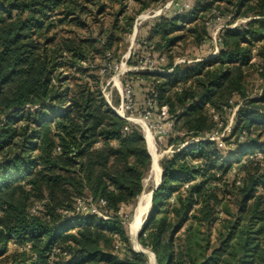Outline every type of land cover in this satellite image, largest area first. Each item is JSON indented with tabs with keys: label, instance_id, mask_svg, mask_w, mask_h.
<instances>
[{
	"label": "trees",
	"instance_id": "trees-1",
	"mask_svg": "<svg viewBox=\"0 0 264 264\" xmlns=\"http://www.w3.org/2000/svg\"><path fill=\"white\" fill-rule=\"evenodd\" d=\"M167 1L0 0V264H149L120 210L142 193L151 155L102 87L136 17ZM216 18L245 22L223 29L216 56L177 63ZM136 45L163 58L162 72L129 75L156 93L151 118L167 108L174 150L139 245L156 264H264V0H190ZM235 107L230 131L209 139Z\"/></svg>",
	"mask_w": 264,
	"mask_h": 264
},
{
	"label": "rangeland",
	"instance_id": "rangeland-1",
	"mask_svg": "<svg viewBox=\"0 0 264 264\" xmlns=\"http://www.w3.org/2000/svg\"><path fill=\"white\" fill-rule=\"evenodd\" d=\"M189 3L190 0H169L162 6L150 8L147 11L139 14L134 21V24H136V31L134 32L133 29L132 32L126 38L125 50L121 53V57L119 61L117 63H113L107 66L108 71H110L111 74L108 77L106 83L102 87L107 99L111 102L112 106L117 110H120L121 94L123 93V91L126 88H129L131 90V106H129V108H126L125 104L123 105L124 116L128 118L129 122L137 125L140 128L144 138H145V133L143 131V128L140 126L138 122H136V119H142L145 122L153 138V143H154L153 149L154 152L156 153L158 164L163 156L165 155L169 156L174 151L172 147L167 146L168 136L171 134L170 132H172V123L169 126L168 121L162 120L160 118H145L143 116L144 103H145L148 86L145 83V81L141 79H137L136 76L129 75V73L139 70H145L147 67H150L151 69L158 67L154 65H157L158 63H160V61L156 60L155 58L154 59L149 58L148 56H144V58H142L143 53L139 51L137 48H135L137 46L136 43L138 39L141 40L147 35L149 27L153 24L154 20L158 16L168 14L171 12L173 13L179 12L184 8H188L186 7V5H189ZM243 22H245V20H238L228 25L227 20L223 18H216L214 20L208 21L207 22L208 37L204 41V43L200 46H194L193 44H190L188 42H183L182 44L183 56L177 58L176 62L190 63L193 60L197 61L203 59L202 61H205L209 59L210 56L216 51V46L218 47V49L220 47L217 38L220 37L223 29L234 28ZM130 55H134V60L132 61L137 62V64L130 63L128 61ZM136 55H138V57H136ZM180 60H184V61H180ZM101 73H105V71L102 69ZM247 84H248V89L253 96H257L260 93L261 90L260 80L257 73L254 70L248 71ZM116 101L117 103H115ZM232 117L233 115L231 112L227 116L228 119L225 127L231 128ZM219 127H222L221 122H219ZM223 130H218V133L217 132L214 133L215 134L214 138L220 139L224 134L226 135L228 133L227 131L223 133ZM222 146L226 153H233L234 149H236L234 148L235 146H227V145L225 146V144L223 143ZM150 171L151 170L148 171L146 177L144 178L143 191L146 192L150 191L159 180V176H158V180L155 181L156 173ZM137 200L138 197L135 200L134 204L128 207H124L121 212V215L123 216V223L129 234L132 249L135 252H137L138 249L134 247L133 237L131 236L132 232L129 226L134 218L133 216L135 215ZM150 205L151 203L149 202V204L143 211L141 217L142 223L138 231L141 229V227L146 221L147 215L150 210ZM135 239L136 242L138 243L137 234L135 236ZM141 249L143 250V248ZM144 251L146 252L145 254L147 256V260L149 264H154L152 261L151 251H149L148 249H145Z\"/></svg>",
	"mask_w": 264,
	"mask_h": 264
},
{
	"label": "built area",
	"instance_id": "built-area-1",
	"mask_svg": "<svg viewBox=\"0 0 264 264\" xmlns=\"http://www.w3.org/2000/svg\"><path fill=\"white\" fill-rule=\"evenodd\" d=\"M189 5H186V7H188ZM217 41L220 45V37L217 38ZM216 42V40H215ZM220 48V47H219ZM218 47L216 46V51L210 56L211 57H214L217 55L218 53ZM203 59H200V60H197V61H202ZM160 63L162 62L163 63V58H161L160 60ZM180 61H184V60H180ZM190 62V61H188ZM154 66H157V65H154ZM147 70L151 71V72H156V71H159V72H162L161 68L158 66L157 68H150V67H147L146 68ZM103 91V94H104V97L107 101V103L112 107L113 111L118 114L121 118H124L126 120H128L127 117L124 116V112H123V108H124V104H125V107L126 108H129V106H131V90L129 88H126L123 93L121 94V106H120V110H117L115 109L111 102L107 99L105 93H104V90L102 89ZM157 107V98H156V93L153 91V90H150L147 92L146 94V98H145V108H144V112H143V116L145 118H151L152 115H153V110L154 108ZM235 109L236 107L232 110V115H234V112H235ZM121 111V112H120ZM215 119L217 118V116L215 115L214 116ZM159 118L162 119V120H165V121H168V125L170 126L171 125V120L169 119V116H168V112H167V108L165 106H162L159 110ZM232 121V120H231ZM126 129V127H125ZM227 131L229 132L230 131V128L229 127H225L224 130H223V133ZM222 133V135H223ZM209 139H217V138H214V137H211ZM219 140V138L217 139ZM220 146H222V143L220 142L219 143ZM37 206L33 207L32 208V211H34L36 209ZM122 209L120 210V213L122 212ZM80 212V213H96L100 216H102L95 207H93L92 205H89V206H86L84 205L80 200H78V204H77V212Z\"/></svg>",
	"mask_w": 264,
	"mask_h": 264
},
{
	"label": "bare ground",
	"instance_id": "bare-ground-1",
	"mask_svg": "<svg viewBox=\"0 0 264 264\" xmlns=\"http://www.w3.org/2000/svg\"><path fill=\"white\" fill-rule=\"evenodd\" d=\"M136 122H138L140 124V126L143 128V131L145 133V138L147 141V146L151 155V165H150V172H155L156 176H155V181L158 180V176H159V171H160V167L159 164L157 162V158H156V153L154 152V143H153V138L152 135L147 127V125L145 124V122L142 119H136ZM151 191V190H150ZM150 191H142V193L140 194V196L138 197L137 200V206H136V210H135V215L133 216V220L130 224V229L132 232V237H133V241H134V247L136 249H140L142 248L141 246L138 245V243L136 242L135 236L138 232L139 227L141 226L142 223V214L144 209L147 207V205L150 202ZM145 250V249H143Z\"/></svg>",
	"mask_w": 264,
	"mask_h": 264
},
{
	"label": "water",
	"instance_id": "water-1",
	"mask_svg": "<svg viewBox=\"0 0 264 264\" xmlns=\"http://www.w3.org/2000/svg\"><path fill=\"white\" fill-rule=\"evenodd\" d=\"M133 29H134V32H135V31H136V24H134ZM146 145H147V142H146ZM147 149H148V147H147ZM149 154H150V153H149ZM161 174H162V170H161V168H160L159 180L157 181V183L155 184V186H154V187L151 189V191H150V203H151V196H152L154 190H155V189L158 187V185H159ZM141 228H142V227H141ZM140 230H141V229H140ZM140 230L137 232V236H138ZM138 245H139V244H138ZM139 246H140V245H139ZM137 252H143V253H146V252H145L144 250H142L141 248L138 249ZM151 256H152V261H153V263L156 264V262H155V257H154V255H153L152 252H151Z\"/></svg>",
	"mask_w": 264,
	"mask_h": 264
}]
</instances>
